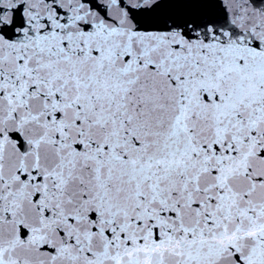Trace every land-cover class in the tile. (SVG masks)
<instances>
[{
    "label": "snow or ice",
    "instance_id": "snow-or-ice-1",
    "mask_svg": "<svg viewBox=\"0 0 264 264\" xmlns=\"http://www.w3.org/2000/svg\"><path fill=\"white\" fill-rule=\"evenodd\" d=\"M0 264H264V0H0Z\"/></svg>",
    "mask_w": 264,
    "mask_h": 264
}]
</instances>
